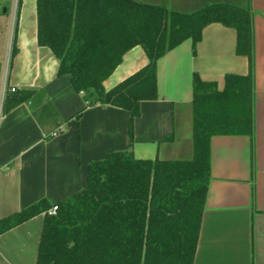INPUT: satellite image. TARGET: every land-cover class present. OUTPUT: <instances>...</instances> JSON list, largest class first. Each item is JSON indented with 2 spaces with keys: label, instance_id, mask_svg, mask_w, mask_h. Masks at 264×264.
Wrapping results in <instances>:
<instances>
[{
  "label": "crops",
  "instance_id": "0c3cea01",
  "mask_svg": "<svg viewBox=\"0 0 264 264\" xmlns=\"http://www.w3.org/2000/svg\"><path fill=\"white\" fill-rule=\"evenodd\" d=\"M133 1L181 14L215 4L252 11L254 132L210 140V182L193 264H264V0ZM10 4L0 0V23L6 26ZM16 21L7 83L34 94L0 121V219L41 199L55 204L81 191L88 165L111 152L130 151L136 159H190L192 76L221 90L225 75L248 73L247 59L235 54V31L218 23L206 26L193 52L186 41L158 61V99L140 103L131 141L127 111L84 108L69 77L57 75L58 59L37 42L36 0H20ZM6 28H0V91ZM147 62L143 49L133 47L103 82L104 89ZM43 220L40 214L0 235V264H35Z\"/></svg>",
  "mask_w": 264,
  "mask_h": 264
},
{
  "label": "trees",
  "instance_id": "16d2710c",
  "mask_svg": "<svg viewBox=\"0 0 264 264\" xmlns=\"http://www.w3.org/2000/svg\"><path fill=\"white\" fill-rule=\"evenodd\" d=\"M252 15L250 8L226 4L181 14L133 0H36L37 42L58 59L57 75L69 77L84 108L127 111L131 141L140 103L158 99V61L186 41L193 52L206 26L218 23L235 31V54L247 59L248 73L225 75L221 90L192 76L190 159L108 153L88 165L81 191L55 204L41 199L1 218L0 235L43 214L35 264H193L210 182V140L254 132ZM136 46L147 64L105 90L103 82ZM14 53L13 43L11 57ZM33 94L8 93L4 112ZM54 205L57 211L49 214Z\"/></svg>",
  "mask_w": 264,
  "mask_h": 264
},
{
  "label": "built area",
  "instance_id": "2783aa9c",
  "mask_svg": "<svg viewBox=\"0 0 264 264\" xmlns=\"http://www.w3.org/2000/svg\"><path fill=\"white\" fill-rule=\"evenodd\" d=\"M18 8H19V0H11L10 4V37H9V44H8V50L4 59V66H3V72H4V79L2 81L1 91H0V121L3 117L4 110V100L8 93H13L17 89L15 87H10L7 83V76L10 66V60H11V52H12V45H13V37L15 33V27H16V20L18 15ZM51 136H56L57 132H52L50 134ZM57 211V206L54 205L49 209V214H55Z\"/></svg>",
  "mask_w": 264,
  "mask_h": 264
},
{
  "label": "rangeland",
  "instance_id": "374dc122",
  "mask_svg": "<svg viewBox=\"0 0 264 264\" xmlns=\"http://www.w3.org/2000/svg\"><path fill=\"white\" fill-rule=\"evenodd\" d=\"M9 17H10V14H9ZM10 23H11V22L9 21V24H10ZM9 24H8V26H6V24L4 25L3 22L0 23V28L3 29V28H5V27H7V28H6V31L9 30V31H8V41H9V37H10V26H9ZM10 25H11V24H10ZM6 53H7V50H6ZM4 55L6 56L5 51H4ZM5 56H4V57H5Z\"/></svg>",
  "mask_w": 264,
  "mask_h": 264
},
{
  "label": "water",
  "instance_id": "95a60500",
  "mask_svg": "<svg viewBox=\"0 0 264 264\" xmlns=\"http://www.w3.org/2000/svg\"><path fill=\"white\" fill-rule=\"evenodd\" d=\"M6 12V9H3V13H5Z\"/></svg>",
  "mask_w": 264,
  "mask_h": 264
}]
</instances>
